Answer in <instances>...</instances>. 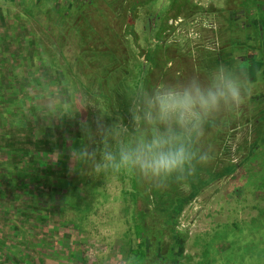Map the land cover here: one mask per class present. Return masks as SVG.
I'll return each instance as SVG.
<instances>
[{
	"label": "rangeland",
	"instance_id": "374dc122",
	"mask_svg": "<svg viewBox=\"0 0 264 264\" xmlns=\"http://www.w3.org/2000/svg\"><path fill=\"white\" fill-rule=\"evenodd\" d=\"M34 1L37 0H0V86L1 90H7L6 94L12 92L16 97L15 109L20 113L13 122H28L36 126L39 119L49 116L56 126L59 125L57 150L62 151L61 142L63 137L66 138L65 154L69 157L66 161L69 172L66 177L59 178L50 173L51 182L34 184L20 177L21 168L16 158L3 161L10 154L1 152L0 264H130V250L137 246V240L131 223L133 203L128 195L131 192L128 173L90 174L87 166L74 161L72 157L74 150L87 143L81 131L82 120H86L94 129L96 118L100 115L99 108L111 112V116L104 117L106 123H111L117 116L108 102L93 90L80 89L72 103V84H67L59 72L43 67L41 61L37 60L41 51L44 56L59 60L69 70L77 44L69 36L64 38V35H68L63 28L66 24L56 22L49 3L42 0L36 6ZM159 1L165 3V0H154L153 3ZM209 1L192 0L194 5L207 10L187 18L195 22L185 27L193 32V43H189L192 47L217 49L227 40L229 43L231 36H234V33H225L226 41H221L218 37L224 31L233 29L238 32L237 24L230 23L228 13V6L233 8L234 0H212L217 8L212 3L206 4ZM174 2L167 0V13H177L172 9L174 7L171 8ZM249 5L254 7L256 3L250 1ZM215 11L220 16L217 13L215 16ZM201 24L215 27V34L203 32L199 29L202 28ZM231 25L233 27L228 28ZM252 36V44L262 46L259 35L256 36L253 31ZM57 45L62 51L58 50ZM263 52L260 51L261 55ZM9 72H13V86L7 88L4 80ZM22 96L31 97L26 101V107L21 103ZM41 96L44 97L41 99ZM9 99L8 96L1 101L8 103ZM33 100L39 108L33 107ZM65 102H71L74 107L89 106L75 117L65 115L61 123L59 117L53 116V110L58 113ZM263 112L264 81H261L253 86L252 95L237 110L242 122L230 132L226 142L236 164L242 162L254 148L251 157L235 175L214 183L200 194L201 198L220 196L237 201L236 206L228 210L234 212L232 221L229 219L220 230L211 227L206 232L208 240L203 234L201 240L206 245L207 254L201 258L200 264H221V260L226 264H264V144L252 147L258 136L264 134V120L261 121ZM4 122L0 121V140L6 143V138L17 135L18 130L12 129L13 122L7 124V128L2 125ZM79 138L83 141L81 146L77 145ZM45 159L54 168L57 155H45ZM79 195L91 203V209L79 212L78 216L75 210L80 203ZM187 210L188 207L179 218L177 230L188 236L199 223L198 220H191ZM75 218L76 221H71ZM232 229L237 232L234 236L229 232ZM166 240L170 242L169 238ZM232 240L236 243L233 246L230 244ZM223 244L228 246L224 247ZM187 245L188 241L185 248ZM180 264H184V261Z\"/></svg>",
	"mask_w": 264,
	"mask_h": 264
},
{
	"label": "trees",
	"instance_id": "16d2710c",
	"mask_svg": "<svg viewBox=\"0 0 264 264\" xmlns=\"http://www.w3.org/2000/svg\"><path fill=\"white\" fill-rule=\"evenodd\" d=\"M46 1L53 9L56 22L66 24L63 28L68 35H64V38L69 36L76 40L77 52L69 70L62 66L59 60L44 56L40 48L37 60L41 61L43 67L59 72L67 84H72V103L80 89L93 90L108 102L116 116L125 118V123L128 122L126 92L131 93L140 87L161 82H182L193 76L203 80L220 64L244 69L253 86L264 81V52L262 55L260 53L264 46L257 47L252 44L251 32L243 38L237 31L228 29L224 34L221 33L218 39L226 41L225 33L230 32L232 35L234 33V36H231L229 43L227 40L217 49L192 47L191 44L182 45L177 41L172 35L174 29L170 25L171 19H187L198 12H207L204 8L194 5L192 0H175L171 8L174 7L172 9L177 10V13L160 16V22L151 37H147L145 47L139 44L136 22L142 17V10H146L144 17L154 14L151 8L155 5L154 0ZM41 2L42 0H37L34 4L39 6ZM28 15L30 16L29 13ZM232 22L235 23L233 18L230 20L231 24ZM230 27L233 25L228 28ZM238 37L241 39L236 41ZM150 38L155 39L156 44L149 43ZM60 45L57 47L62 51ZM4 82L7 83V88L13 86V72H9ZM0 91V101L10 97L8 103L1 101L2 106L0 105V121L4 120L2 125L7 128V124L13 122L19 110L17 112L15 109L17 100L14 94H6L7 90H1V86ZM43 97L41 96V99ZM28 98L31 100L30 96H22L21 103L25 107ZM33 107L39 108L36 101L33 102ZM63 118L64 116L59 117V122H63ZM263 120L264 112L261 121ZM241 122L235 111L224 114L207 128L202 147L210 148L214 158L209 165L198 166L194 175L187 179L172 181L165 187L157 188L146 184L132 173L127 174L131 181V192L128 195L133 203L131 223L137 240V246L130 250V264H180L188 238L177 230L182 213L203 190L235 175L253 153L254 148H251L247 157L236 164L231 149L226 147L230 132ZM12 125L13 130H18L17 135L8 136L6 143L0 140V155L3 151L9 152L10 156H5L3 161L13 158L18 160L20 177L23 180L35 184L51 182L50 173L57 178L67 176V141L63 137L62 151L58 152L59 125L56 126L51 117L39 119L36 126H31L28 122H13ZM82 143L79 138L77 145L81 146ZM262 144L264 134L258 136L252 147ZM55 154L57 163L52 168L45 155ZM79 200L75 210L78 216L79 212L84 213L91 209L88 200L80 195ZM76 218L71 221H76Z\"/></svg>",
	"mask_w": 264,
	"mask_h": 264
},
{
	"label": "clouds",
	"instance_id": "9594fccd",
	"mask_svg": "<svg viewBox=\"0 0 264 264\" xmlns=\"http://www.w3.org/2000/svg\"><path fill=\"white\" fill-rule=\"evenodd\" d=\"M252 91L244 69L220 64L203 80L193 76L126 92L128 122L117 116L106 123L104 117L111 112L99 108L94 129L81 121L87 143L72 157L90 174L132 173L157 188L187 179L214 158L210 148L202 147L207 128L239 110ZM88 106L65 102L53 116L75 117Z\"/></svg>",
	"mask_w": 264,
	"mask_h": 264
},
{
	"label": "crops",
	"instance_id": "0c3cea01",
	"mask_svg": "<svg viewBox=\"0 0 264 264\" xmlns=\"http://www.w3.org/2000/svg\"><path fill=\"white\" fill-rule=\"evenodd\" d=\"M213 1H219V0H213ZM212 0L209 2H206V4H211ZM167 0H165V3L163 4L162 1H159L157 4L151 6L152 11L154 12V16H148L144 17L145 11L142 10V17L136 22V32L139 35L140 41L139 44L142 47L147 46V37L152 35L153 31L157 28L158 23L160 22V16H163L167 13ZM213 7L217 8L216 3H212ZM205 6V5H204ZM215 15V13H213ZM216 16V15H215ZM174 21L176 26H172L174 31L172 35L179 41L182 45L193 43L191 40L192 33L190 32V29L187 27V24H195V22L192 21V19H186L184 17H179L175 19H171V21ZM199 29H202L203 32H209L212 34H215L214 31L216 30L215 27H213L210 24H201ZM142 29V32H141ZM201 31V30H200ZM141 33V34H140ZM149 43L156 44V40L153 38H150ZM142 60H144L142 58ZM208 193H211L208 192ZM237 201L222 198L220 196L216 197H198L196 198L190 206H188V212L191 214V220L194 222H197L199 225L195 226V229L192 231V234H188V245L185 248L183 259L181 262L184 261V264H200L201 258L207 254L206 251V245L203 243L202 236L205 234V239L208 240L209 237H206V232H209V229L213 226L217 227V230H220L221 226L224 227L227 221L231 219V221L234 218V212H229L230 208L235 207ZM232 236L237 234L236 231L230 230L229 231ZM235 233V234H234ZM205 240V242H206ZM207 243V242H206ZM231 246H233L235 241H230ZM224 247H227L228 244H223ZM226 251V249H225ZM223 253V251H222ZM221 264H226L225 261L221 260Z\"/></svg>",
	"mask_w": 264,
	"mask_h": 264
},
{
	"label": "flooded vegetation",
	"instance_id": "af4514ba",
	"mask_svg": "<svg viewBox=\"0 0 264 264\" xmlns=\"http://www.w3.org/2000/svg\"><path fill=\"white\" fill-rule=\"evenodd\" d=\"M250 1L255 2L256 5L251 7L249 5ZM234 2L233 8L228 6V13L231 16L230 18H233L237 24L238 32L241 37L244 38V35H246L248 32H251L252 42L254 40L252 32L254 31L256 36L259 35L263 41L262 45H264V0H234ZM216 13L217 12H215V14ZM240 47L242 46L240 45Z\"/></svg>",
	"mask_w": 264,
	"mask_h": 264
},
{
	"label": "built area",
	"instance_id": "2783aa9c",
	"mask_svg": "<svg viewBox=\"0 0 264 264\" xmlns=\"http://www.w3.org/2000/svg\"><path fill=\"white\" fill-rule=\"evenodd\" d=\"M176 23L175 22H173V20L172 21H170V25L171 26H174ZM176 26V25H175ZM197 37V36H196Z\"/></svg>",
	"mask_w": 264,
	"mask_h": 264
}]
</instances>
